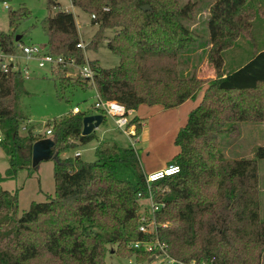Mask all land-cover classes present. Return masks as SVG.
<instances>
[{"label": "trees", "instance_id": "16d2710c", "mask_svg": "<svg viewBox=\"0 0 264 264\" xmlns=\"http://www.w3.org/2000/svg\"><path fill=\"white\" fill-rule=\"evenodd\" d=\"M58 1L46 0L48 10ZM250 1L215 0L210 7L207 24L215 49L209 58L217 77L209 81L179 71L181 50L192 37L181 22L188 6L177 0H72L73 6L94 14L92 22L101 29L120 27L107 41L119 57V64L110 68L83 57L76 46L79 36L72 12L58 9L43 19L46 50L74 58L78 66L87 61L94 71L89 80L79 73L76 79L70 77L66 66L51 70L61 88L72 83L94 85L99 97L131 111L143 103L175 107L194 97L202 85L207 88L201 104L189 112L175 136L178 151L172 161L178 171L150 185L154 200L161 203L153 213L155 229L150 234L138 229L143 210L137 194L144 196L147 185L132 147L104 142L96 147L92 162H82L77 155L60 156L95 137L93 132L81 135L87 114L80 110L49 125L47 135L56 152L53 195L31 202L19 213L17 192L3 189L1 183L31 163L32 144L46 136L20 134L18 103L25 77L19 70L0 72V143L9 162L0 172V264H106L109 245H116L125 256L150 255L125 246L154 237L166 245L169 256L181 261L252 264L260 255L255 252L264 249L257 166L264 159V145L252 158L227 159L217 144V136L223 130H236L237 122L264 120V48L226 73L221 54L231 43L228 38L247 26L241 11ZM144 4L150 9L142 10ZM28 14L26 8L11 12L10 27ZM20 42L13 33L0 30L2 51L14 53ZM130 125L137 127V136L141 119L130 114Z\"/></svg>", "mask_w": 264, "mask_h": 264}, {"label": "rangeland", "instance_id": "374dc122", "mask_svg": "<svg viewBox=\"0 0 264 264\" xmlns=\"http://www.w3.org/2000/svg\"><path fill=\"white\" fill-rule=\"evenodd\" d=\"M6 2L7 7L3 5ZM181 6H188L187 15L181 19L187 33L192 37L191 43L181 50L179 71L183 76L195 75L197 78L209 81L217 77L210 53L213 52L209 40L208 18L210 7L215 0H177ZM148 5V4H147ZM150 6V5H149ZM26 8L29 14L16 25L10 27L9 14L13 11ZM58 9L73 13L79 40L83 41L81 52L89 61H95L103 68L114 67L119 64V57L107 46V41L115 36L120 27L101 29L100 24H94L89 11L75 7L70 0H59L58 6L48 10L46 0H0V30L19 35L20 41L30 44L39 50L45 49L47 37L42 29L45 17L54 14ZM92 13V12H91ZM247 26L243 27L237 35H231V43L222 50L224 69L232 71L244 64L258 50L264 48V0H251L241 11ZM99 35L100 36L99 38ZM97 39L96 47L93 42ZM213 55V54H212ZM21 59L20 64H27ZM28 78L23 81L24 91L20 94L18 113L22 117L20 134L31 131L34 135L49 137L46 130L54 119L69 113L73 106L87 115H99L95 108L96 88L74 83L59 87L58 80L48 67L37 68L36 62L29 63ZM76 66L68 67L67 74L75 78L78 75ZM76 79V78H75ZM207 86L204 84L194 97L186 99L180 105L165 108L160 104H140L132 115L141 119V130L137 136L130 137L118 129L112 119L105 115L103 121L92 131L93 139L77 144L61 157H74L79 154L82 162H92L96 159V147L104 142H114L119 146L132 147L138 156L142 172L148 175L153 168L164 169L173 164V157L178 148L174 143L175 136L181 126L186 123L189 112L198 107L205 94ZM27 128L22 129V127ZM137 132V127L130 125ZM0 131V139L2 138ZM135 137H138L136 139ZM135 140V141H132ZM218 148L227 159L252 158L257 147L264 145V120H244L236 123V130H223L217 136ZM55 158L42 160L37 166L30 164L19 169L13 179L1 184L2 188L17 192L18 210L22 213L28 209L31 202H43L47 195L54 193L53 167ZM8 157L0 143V172L8 167ZM258 166V200L259 218L264 220V159L257 162ZM142 210L149 211L145 198L140 199ZM145 219L150 220L145 212H141ZM148 213V212H147ZM150 228V226H149ZM151 234V231H150ZM154 235V234H152ZM150 240V239H149ZM116 245H109L104 257L106 264H163L161 254H131L125 256L116 251ZM131 243L125 249H130ZM252 260V264H264V249ZM137 258V259H136Z\"/></svg>", "mask_w": 264, "mask_h": 264}, {"label": "built area", "instance_id": "2783aa9c", "mask_svg": "<svg viewBox=\"0 0 264 264\" xmlns=\"http://www.w3.org/2000/svg\"><path fill=\"white\" fill-rule=\"evenodd\" d=\"M70 3L72 4V0H70ZM3 5L7 7L6 2L3 1ZM104 10H107L106 7H104ZM91 18H94V14L90 16ZM77 47L83 48V41L79 40V42L76 44ZM25 59L24 61L27 62V64H20L21 59ZM31 61L36 62V67L37 68H45L48 67L50 72L51 70H54L58 68L59 66H66L71 67V66H76L78 73L89 80L93 78L94 71L91 68L90 64L86 61L84 64L78 66L75 63L74 58H65L61 55H54L49 53L46 48L43 50H39L34 46H31L30 44H25V43H18L17 44V49L14 53H6L0 49V72H7L9 70H19L22 75L25 78H28L29 72H30V67L29 63ZM95 108L98 110H101L104 112L105 115L109 116L112 118L115 126L122 130L124 133H126L130 137L135 136L134 128L133 127H127L128 122H129V116L132 113L131 110H126L125 106L115 100H106L102 99L101 97L98 96L96 93V102L94 104ZM79 111L78 106H73L71 109L72 113H76ZM22 129H25L23 126ZM47 134L51 133V128H48L46 130ZM138 139V137H135ZM135 141V140H132ZM79 156V154H76ZM75 155V156H76ZM178 166L176 164L168 165L166 168L155 171L152 173H149L147 176L145 175V182L147 185V191L145 195L143 196L142 193H138L137 196L142 199L145 198L148 202V207L149 211L146 212V210L142 211L145 212L146 214L150 215V220L145 219V216L140 215L139 219V226L138 229L142 233H151L155 229V222L152 218L153 213L159 209L161 206V203H157L154 200V196L152 193V190L150 188V185L152 181L164 176V175H170L178 171ZM150 226V228H149ZM135 249H140L145 252L152 253L154 254H161L164 257V261H162L163 264H208L206 261H200L196 262L194 260L192 261H181L178 259H175L171 256L166 251V245L162 242L159 241L157 237H154L152 240H137L134 241L131 245Z\"/></svg>", "mask_w": 264, "mask_h": 264}, {"label": "water", "instance_id": "95a60500", "mask_svg": "<svg viewBox=\"0 0 264 264\" xmlns=\"http://www.w3.org/2000/svg\"><path fill=\"white\" fill-rule=\"evenodd\" d=\"M140 8L142 10H149L150 6L147 4L141 5ZM20 36L17 35L15 40H20ZM103 120V115H85L82 119V130L81 135H88L91 133ZM56 156L54 141L49 138H42L35 141L32 144L31 150V165L33 167L37 166L38 163L42 160H47L50 158H54Z\"/></svg>", "mask_w": 264, "mask_h": 264}, {"label": "crops", "instance_id": "0c3cea01", "mask_svg": "<svg viewBox=\"0 0 264 264\" xmlns=\"http://www.w3.org/2000/svg\"><path fill=\"white\" fill-rule=\"evenodd\" d=\"M223 66H224V60H223ZM226 72H228V71L225 70V73H226ZM104 118H105V117L103 116V120H104ZM110 118H111V117H110ZM111 119H112V118H111ZM103 120H102V121H103ZM112 121H113V120H112ZM159 170H161V168H153L149 173H152V172H155V171H159ZM3 182H5V181H3ZM3 182H2V183H3ZM2 183H1V184H2Z\"/></svg>", "mask_w": 264, "mask_h": 264}]
</instances>
